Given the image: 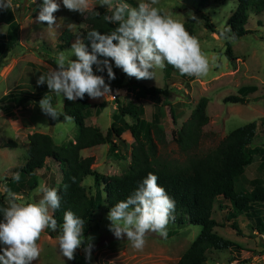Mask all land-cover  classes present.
Here are the masks:
<instances>
[{
    "label": "rangeland",
    "instance_id": "1",
    "mask_svg": "<svg viewBox=\"0 0 264 264\" xmlns=\"http://www.w3.org/2000/svg\"><path fill=\"white\" fill-rule=\"evenodd\" d=\"M42 0H10L9 7L15 14L20 25V45L10 53L0 69V99L12 91L24 90L25 94L37 93V79L50 69L56 68V59L61 53L67 59L73 56L72 44L84 30V19L88 12L95 9H111L100 6V0H90V9L85 13L71 11L61 5L54 13L56 25L48 28L46 23L38 22L36 17ZM132 7L140 0H126ZM237 0H210L202 6L197 0H158L155 5L162 13L171 15L183 24L190 23L195 30L201 51L208 58L210 70L206 76H187L183 79L176 73L166 79L165 69L156 70L155 78L137 80L128 77L121 69L119 82L130 86L131 82L148 88L172 89L169 101H155L139 94V89L128 91L127 88L117 90L111 95L91 99V109L87 113L86 124L99 128L107 134L113 122V116L118 113L119 105H141L146 111L145 120L151 122L157 112L161 113L160 131L154 134L157 146V158L164 164H185L188 161L202 157L217 148L232 131L247 124L258 123V135L252 148L264 147V13L260 16L251 12L246 36L232 40L233 59L227 52V39L218 32L225 33L230 29L229 20L237 8ZM196 19H193L192 17ZM214 26L216 32L206 27V19ZM7 26L2 24L0 32L5 33ZM69 31L73 39L70 47L60 49L65 42L61 36ZM179 75V76H178ZM244 87H255L257 91L248 98L247 105L225 104L227 97L238 95ZM55 97L56 104L64 110L65 98ZM209 101L207 114L210 123L204 129V138L197 149L183 150L174 139V133L182 129L188 121L200 100ZM55 104V105H56ZM13 118L0 109V179L5 183L13 174L15 168H21L28 160V136L34 133L50 135L61 147L75 142L79 137V127L73 121L55 122L46 116L39 107V102H29L25 106L11 111ZM129 122L133 120L127 117ZM15 142L18 147H5ZM116 148L102 145L81 153L83 158H94L92 169L104 177L121 176L127 173L132 164V154L138 146L130 133L121 140H115ZM39 185L60 188L63 186L62 172L58 165L39 170ZM61 183V185H59ZM264 185V158L258 157L236 184L238 192L245 193L253 200L258 193L256 184ZM84 186L90 195L94 194V178L88 177ZM0 192L4 193L2 185ZM40 196L34 191L18 196V202L38 201ZM221 204L223 207H221ZM263 205H257L261 209ZM231 205L223 199H218L214 208L213 219L219 223L215 232L236 246L229 250H216L208 253L205 264H264V232L255 230L253 223L246 215L236 220L242 231L238 235L230 228L225 219ZM53 214V213H52ZM106 206L103 205L96 213L91 231L80 248L82 251L90 244V264H177L193 242L200 235V226L190 225L177 228L173 223L167 226V238L156 233H147L145 246L136 250L126 237L116 238L109 230L111 223ZM264 217V214H263ZM255 225V224H254ZM58 237L52 238L47 228L41 233L38 245L41 248L40 257L32 264H73L59 253ZM75 252V253H76Z\"/></svg>",
    "mask_w": 264,
    "mask_h": 264
},
{
    "label": "trees",
    "instance_id": "2",
    "mask_svg": "<svg viewBox=\"0 0 264 264\" xmlns=\"http://www.w3.org/2000/svg\"><path fill=\"white\" fill-rule=\"evenodd\" d=\"M197 1L202 6L210 2V0ZM237 4L229 20L228 32H218L221 37L227 39L226 54L231 59H233L231 41L239 40L250 32L246 27L251 12L257 16L264 13V0H237ZM137 5L134 3L133 7ZM96 12L99 15H96ZM110 14L111 11L107 9L88 12L84 19L86 28L80 34V39L84 40L86 45L89 44L86 40L89 31L95 29L105 33L115 30L117 25L109 24L104 20V16ZM205 19L207 29L216 32L210 20ZM2 24H5L7 29L5 33L0 32V69L10 53L20 45V25L12 10H0V26ZM184 26L190 35L195 36V30L190 23ZM72 39V33L67 30L61 36L65 44L60 45L59 48H69ZM113 70L116 78L111 81L112 92L123 88H127L128 91L139 89V94L144 97L157 102L161 99L169 101L172 89L148 88L137 81L131 82L130 86H123V83L119 82L120 73L115 68ZM165 72L166 79L172 78L176 73L180 74L171 65L165 67ZM102 75L107 82V73ZM185 77L186 75L180 74L181 79L184 80ZM256 91L255 87L241 88L238 95L225 98L224 103L247 105L250 102L248 97ZM24 92L21 90L7 93L0 99V109L13 118L12 110L21 108L31 101L39 102L45 95L50 96L52 103L56 104V99L51 96L46 84L38 85L35 94L28 95ZM208 101L207 98L200 100L182 129L174 133L175 141L183 150L197 149L202 143L204 129L211 121L207 114ZM91 106V98L87 94L83 100L78 99L74 102L65 98L64 111L74 118L73 121L79 127L78 139L67 146H58L48 134L34 133L28 136V160L23 167L15 168L12 174L13 176L18 172L20 181L17 183L12 176L5 183L0 179V189L2 185L5 188L4 193L0 192V207L7 206L8 190L14 192L16 198L32 192L39 186L38 171L51 168V164L58 165L63 181V186L58 192L61 196V206L53 213L58 229L52 231L47 228V232L52 238L59 236L64 212L71 210L84 219L83 235L87 237L100 208L105 205L108 213L116 202L126 199L139 182L151 172L157 175L158 184L163 186L169 196L175 200V210L169 223H173L177 228L190 225L202 228L200 235L177 264H205L210 251L229 250L236 246L215 232L219 223L213 219V213L218 199H223L231 205L225 219L238 235H242V231L236 220L241 215H246L251 220L257 232H264V185L256 184L258 193L253 200L249 195L236 190L237 181L245 173L246 168L252 165L256 158H264V147L252 148L258 135V123L253 122L232 131L217 148L205 156L196 157L185 164H164L157 158V146L154 140V134L161 130L160 112H157L153 121L149 122L145 120L146 111L141 105L132 103L119 105L118 113L113 116L111 127L104 135L99 128L86 124L87 113ZM127 117L133 121L129 122ZM59 121H63V117L55 122ZM261 126H264V122ZM126 133H130L138 144L132 154V164L127 173L104 177L92 169L94 158L82 157L83 151L102 145L109 144L115 149L117 147L115 140H121ZM5 147H18V144L10 142ZM88 177L94 178L93 195H90L84 186V181ZM257 205L263 206L259 209ZM85 249L75 253L73 264H90Z\"/></svg>",
    "mask_w": 264,
    "mask_h": 264
},
{
    "label": "clouds",
    "instance_id": "3",
    "mask_svg": "<svg viewBox=\"0 0 264 264\" xmlns=\"http://www.w3.org/2000/svg\"><path fill=\"white\" fill-rule=\"evenodd\" d=\"M157 3L158 0H140L132 7L126 0H100L101 7L111 9L104 20L117 25L115 30L89 31L87 45L78 38L71 47L76 59L66 60L61 53L55 62L57 67L41 74L37 85L46 84L57 97L74 102L83 100L86 94L91 99L111 95V81L116 78L114 67L137 80L155 78L156 70L162 71L167 65L181 75L206 76L210 70L209 60L201 51L198 38L190 35L183 23L162 13L155 6ZM61 5L81 13L91 7L90 0H42L37 21L53 28L57 20L54 13ZM10 6V0H0V10ZM105 72L107 82L102 75ZM39 107L53 121L63 117L64 122H73L74 118L59 103L54 105L50 96L45 95ZM12 179L18 183L20 174L15 173ZM34 192L40 196L38 201L17 202L16 194L7 191V206L0 207V264H32L41 254L37 243L41 233L46 228L58 229L52 213L61 206L59 189L41 182ZM174 210L175 200L158 184L157 175L150 172L126 199L110 208L109 230L118 239L126 237L134 249L142 250L149 232L167 238V226ZM84 227V219L71 210L64 212L58 248L68 261L75 259L76 250L83 244ZM91 247L89 244L85 249L88 259Z\"/></svg>",
    "mask_w": 264,
    "mask_h": 264
}]
</instances>
